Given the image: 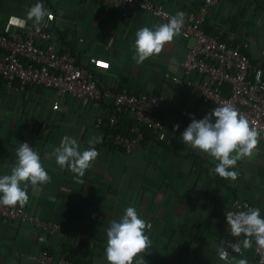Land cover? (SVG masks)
<instances>
[{"label": "crops", "instance_id": "0c3cea01", "mask_svg": "<svg viewBox=\"0 0 264 264\" xmlns=\"http://www.w3.org/2000/svg\"><path fill=\"white\" fill-rule=\"evenodd\" d=\"M151 1L172 16L178 11L185 13V19H192L202 2ZM36 3L55 14L51 28L58 50L70 48L98 57L96 77L104 87L167 96L159 109L165 127L160 132L154 130L157 138L136 143L128 153L105 141L112 99L93 101L66 94L60 108L54 109L45 87L22 88L19 81L8 85L0 76V176L11 173L20 143H28L39 153L51 180L28 185L26 207L57 222L61 229L42 241L28 223L0 222V264H37L42 248L57 253L62 246H67L74 258L109 264L107 229L113 220L119 221L127 207H134L151 226L145 234L152 246L139 254L143 264H226L218 250L230 237L226 212L232 211L234 199L245 201L247 209L259 208L264 218V141L230 169L238 171L236 180L224 179L236 192L212 180L207 172H199L187 158L190 151L198 153L212 171L218 163L182 142L181 134L192 118L202 119L215 108L201 104L194 85L175 90L170 76L171 71L183 74L182 62L194 40L180 32L160 55L138 65L132 59L135 33L145 26L167 23L169 18L139 6L123 16L101 0H0V27L16 31L31 25L26 13ZM204 26L229 44L246 41L243 50L264 70V0L221 1L210 9ZM177 124L178 129L174 127ZM65 136L75 138L81 150L89 147V139L103 137L102 143L95 145L99 155L83 177L55 162L52 151ZM49 156L52 158L46 159ZM77 231L89 234L91 240L82 241ZM240 238L236 237V242ZM250 256V249L243 247L240 253H230L231 260L249 262Z\"/></svg>", "mask_w": 264, "mask_h": 264}, {"label": "built area", "instance_id": "2783aa9c", "mask_svg": "<svg viewBox=\"0 0 264 264\" xmlns=\"http://www.w3.org/2000/svg\"><path fill=\"white\" fill-rule=\"evenodd\" d=\"M101 1L119 9L123 16L136 6L169 19L172 16L163 6L154 5L151 0ZM221 1L227 0H202L197 14L192 19L184 20L181 32L194 41L188 46L187 55L182 62L183 74L171 71L170 76L175 81V90L190 85L197 87L202 105L216 107L225 102L230 103L257 128L259 141H264L262 66L254 63L243 50L242 44L245 45L246 41L236 45L229 44L222 36L209 33L204 26L210 9ZM49 12L51 19L46 17L38 29L32 24L16 31H7L0 27V76L5 83L10 85L19 81L22 88L27 85L45 87L54 109L60 108L61 99L66 94L93 101L112 99L114 107L107 118L105 141L128 153L134 149L136 143L142 141L143 127L163 131L165 121L157 111L163 107L167 96L104 87L96 77L98 57L86 56L70 48L57 49L56 36L51 28L55 14ZM101 71L106 72L104 68ZM120 113H125L134 120L132 134L120 130ZM98 125H101V120ZM232 205L233 212L246 211L248 207L239 198L234 199ZM10 220L28 223L29 229L42 241L49 234L56 235L61 230L57 222L46 220L29 211L26 205L0 206V222ZM75 234L82 241L91 240L87 233L77 231ZM243 239L241 236L240 240ZM229 243H236V237L231 233L222 244L231 260L230 253L233 250L228 246ZM250 251L248 264H259L264 252L257 251L254 239ZM36 261L37 264H103L101 261L73 260L62 247L57 253L47 247L42 248Z\"/></svg>", "mask_w": 264, "mask_h": 264}, {"label": "clouds", "instance_id": "9594fccd", "mask_svg": "<svg viewBox=\"0 0 264 264\" xmlns=\"http://www.w3.org/2000/svg\"><path fill=\"white\" fill-rule=\"evenodd\" d=\"M46 17L51 19V13L41 3H36L26 13V19L32 21V26L37 29ZM184 20L185 13L178 11L167 23L138 29L135 33V53L132 56L136 64H142L146 59L160 55L165 45L172 43L174 37L180 34ZM174 127L178 129L179 124ZM181 135L186 146H191L218 161L214 168L215 174L231 180H236L239 173L230 169L235 168L238 160L250 157L259 143L257 128L228 102L216 106L202 119L192 118V122ZM102 140V136H95L89 139V147L81 150L75 138L65 136L60 145L53 149L52 155L58 165L67 166L72 173L83 177L98 157L95 145L102 143ZM16 157V164L11 168V173L0 176V206L24 207L29 200L28 185L47 184L51 180L42 166L39 153L28 143H20ZM226 222L233 237H244L243 240L228 244L235 253H240L242 247L245 250L250 249L253 239L257 251L264 252V218H261L259 208H248L240 212L228 211ZM150 227L138 216L134 207H127L119 221L113 220L107 229L105 253L109 264H133L134 260L135 264H143V257L139 254L152 246L149 236L145 234L146 228ZM218 252L220 259L225 260L226 264H248L246 259L229 260V254L223 246ZM259 264H264V256Z\"/></svg>", "mask_w": 264, "mask_h": 264}, {"label": "trees", "instance_id": "16d2710c", "mask_svg": "<svg viewBox=\"0 0 264 264\" xmlns=\"http://www.w3.org/2000/svg\"><path fill=\"white\" fill-rule=\"evenodd\" d=\"M245 51L247 52L246 49H245ZM157 114H159V110L157 111ZM106 124H107V129H108V123L106 122ZM133 125H134V120H132L127 114L120 113V130L121 131H125L126 133L132 134ZM154 130L155 129H153L151 127H147V126L143 127L142 131H143L144 137L142 139V142H145L146 139L149 138V137L157 138V135H156V133H154ZM159 142L161 143V145L166 146L167 148L170 147L168 144H166V142H164L162 140H159ZM111 146L119 148V147H117L115 145H111ZM186 156H187V158L191 161V163L195 166V168L199 172H202V171L207 172L210 175L212 180H215L217 183L225 185L227 188H229V189L233 190L234 192H236V189L233 186L227 184V182L223 178H221L218 174H215L213 172L214 170L212 171L211 167H206V165H205L206 159H204L201 155H199L196 152L190 151L189 153L186 154ZM62 248L65 250V252L67 253V256L69 258H71L73 260H76V261L80 260V259L74 258L71 255L70 250L67 248V246H62Z\"/></svg>", "mask_w": 264, "mask_h": 264}]
</instances>
